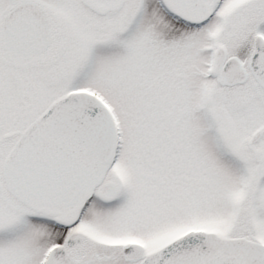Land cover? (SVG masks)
<instances>
[{"label": "snow or ice", "instance_id": "obj_1", "mask_svg": "<svg viewBox=\"0 0 264 264\" xmlns=\"http://www.w3.org/2000/svg\"><path fill=\"white\" fill-rule=\"evenodd\" d=\"M0 264H264V0H0Z\"/></svg>", "mask_w": 264, "mask_h": 264}]
</instances>
